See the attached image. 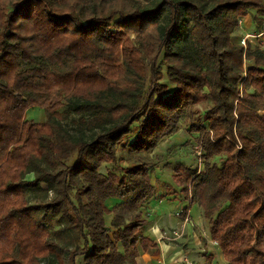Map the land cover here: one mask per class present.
Instances as JSON below:
<instances>
[{"label":"trees","instance_id":"obj_1","mask_svg":"<svg viewBox=\"0 0 264 264\" xmlns=\"http://www.w3.org/2000/svg\"><path fill=\"white\" fill-rule=\"evenodd\" d=\"M252 10L264 0H0V264H136L161 161L142 156L189 115L203 167L166 161L171 180L226 264H264V49L233 39Z\"/></svg>","mask_w":264,"mask_h":264},{"label":"crops","instance_id":"obj_2","mask_svg":"<svg viewBox=\"0 0 264 264\" xmlns=\"http://www.w3.org/2000/svg\"><path fill=\"white\" fill-rule=\"evenodd\" d=\"M244 26L252 29V17L249 15H246ZM44 119L45 113L43 111V118L40 122ZM29 175L32 176V173ZM168 184H171V190H168L165 184L166 190L163 195L160 194L162 198L151 200L147 204L148 207L144 209V215L147 217L144 235L154 240L156 245L150 246L146 250L139 247L136 264H181L184 260L182 258L185 256L195 264V260L200 259L199 257L206 252L210 242L214 241L209 235L208 237L204 234L201 235L205 231L208 232V225L203 218L200 205L197 202H191L189 197L182 194L180 185ZM119 201V198L110 197L106 200V204L111 208ZM161 209L163 210L162 213L159 212ZM172 210L175 211V214L171 212ZM179 210H183L181 216L188 215L189 219L185 226L182 223L183 219L176 216V212ZM182 228L184 232L179 240L164 239L158 241V237L162 233L167 234L168 232L171 235L174 229Z\"/></svg>","mask_w":264,"mask_h":264},{"label":"rangeland","instance_id":"obj_3","mask_svg":"<svg viewBox=\"0 0 264 264\" xmlns=\"http://www.w3.org/2000/svg\"><path fill=\"white\" fill-rule=\"evenodd\" d=\"M250 13L252 15L256 14V17H257L256 21L253 20V23H252V27H253L256 25V22H259V19L261 18L260 16H262L264 12L258 13L256 12V10H252V12ZM251 14H248V15H251ZM244 28H245L244 25L241 27L239 26L237 27L235 31L236 33L234 34L235 37L233 38L235 42L238 43V38L243 33L242 31ZM193 106L195 107V110L199 111L200 113H203L204 110L210 108V102L203 101V103L195 104ZM25 112H26L25 116L28 120L33 119L34 121L40 122L43 118V111L38 106H29V108H27ZM193 117L197 118V116H193ZM200 120H202L204 124L208 123L206 121L204 114L199 115V121ZM193 122L194 124L198 125V121L194 120L190 115L187 116L186 118L181 119V121L178 123V126L175 127V130L173 132H171L170 134L164 135V137L161 139V141L155 147V149H153L151 152H147V154H144L142 156L143 159L145 160L148 159L149 161H152V162L158 161L157 158L155 159L153 157L154 155H159V157H161V159L159 158L161 160L160 163L156 165L151 175L152 176L151 181L155 185V192L153 196L150 198V200L148 201V203L151 200H155V199L158 200L162 198L160 194H163L166 190L165 182L174 184L173 180H171V177H170V174H171L170 166L172 163L176 161H182L186 165H190V166L193 165V166H197L198 168L202 169L203 165L197 161V157H198L197 151L199 148L198 147L199 142L197 139L198 132L196 130H192L191 132L188 131ZM124 156L127 160H125L122 164H128L133 160V157H130L128 153H125ZM166 161L168 162V165L170 166H165ZM101 168H102L101 169L102 171L106 169L105 165L102 166ZM27 177L30 178L31 176L28 175ZM159 212L162 213L163 210L161 209L159 210ZM171 212L175 214V211L172 210ZM182 213H183V210H179L178 212H176V216L181 217L183 219L182 223L185 226L189 218H188V215H184V217L181 216ZM108 217L110 218L111 216L109 215ZM207 231L209 232L208 229ZM183 232H184L183 228L174 229L171 235H169L168 232L166 235L169 236L170 238H173L174 240L175 239L179 240V237L182 236ZM200 233H202L201 230H200ZM207 233L205 231L201 235L204 234L206 237H208L209 233L208 234ZM199 258L200 259L195 260V264H226L224 255L222 251L220 250L216 241H212V243L210 242V245L208 249H206V252L203 255H201V257ZM182 259H186L189 261V259L186 256L185 258H182ZM189 262L190 264H194L192 261H189ZM181 264H186V261L182 260Z\"/></svg>","mask_w":264,"mask_h":264},{"label":"built area","instance_id":"obj_4","mask_svg":"<svg viewBox=\"0 0 264 264\" xmlns=\"http://www.w3.org/2000/svg\"><path fill=\"white\" fill-rule=\"evenodd\" d=\"M260 17H262L263 20L260 22L259 28H257L258 22H256V25L253 26L252 29H248L245 27L242 31L243 33L238 38V44H239V46L243 47L244 55H245V52L249 48L250 49H255V48L264 49V14ZM253 20L254 19L252 18V23H253ZM245 22H246V16L239 17L238 26L241 27V26L245 25ZM197 154H198V156H200L202 154L200 149L197 151ZM199 162H200V159H199ZM164 239H173V238H170L164 232V234H161L158 237V241H162ZM184 261H186V264H190V262L188 260L184 259Z\"/></svg>","mask_w":264,"mask_h":264}]
</instances>
